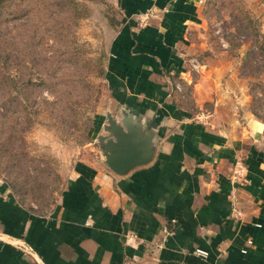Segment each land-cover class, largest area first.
<instances>
[{
    "label": "crops",
    "instance_id": "crops-1",
    "mask_svg": "<svg viewBox=\"0 0 264 264\" xmlns=\"http://www.w3.org/2000/svg\"><path fill=\"white\" fill-rule=\"evenodd\" d=\"M200 5L117 0L108 86L117 110L149 105L146 122L162 111L154 156L117 174L96 144L86 146L46 214L22 204L0 178V264H264L262 124L208 123L171 99ZM233 203L241 218L231 216Z\"/></svg>",
    "mask_w": 264,
    "mask_h": 264
},
{
    "label": "rangeland",
    "instance_id": "rangeland-1",
    "mask_svg": "<svg viewBox=\"0 0 264 264\" xmlns=\"http://www.w3.org/2000/svg\"><path fill=\"white\" fill-rule=\"evenodd\" d=\"M117 0H9L0 11V178L51 212L117 112L107 81ZM171 99L208 123L264 128V0H201Z\"/></svg>",
    "mask_w": 264,
    "mask_h": 264
},
{
    "label": "water",
    "instance_id": "water-1",
    "mask_svg": "<svg viewBox=\"0 0 264 264\" xmlns=\"http://www.w3.org/2000/svg\"><path fill=\"white\" fill-rule=\"evenodd\" d=\"M127 103L118 108L119 115L108 111L96 136L103 162L115 173L126 174L136 166L150 162L154 156L156 139L160 134L163 113L146 122L149 105L139 109Z\"/></svg>",
    "mask_w": 264,
    "mask_h": 264
},
{
    "label": "built area",
    "instance_id": "built-area-1",
    "mask_svg": "<svg viewBox=\"0 0 264 264\" xmlns=\"http://www.w3.org/2000/svg\"><path fill=\"white\" fill-rule=\"evenodd\" d=\"M243 168H240L238 170L235 171V173L233 174L232 176V179H233V183L234 185H237L238 181H240V176H241V173L243 172ZM236 192H237V189L236 187L234 186V189L232 190V196L233 198L235 199L236 197ZM230 213H231V216L233 218H241L242 215H243V210H241L240 208H238L234 203L232 204L231 208H230ZM165 233H167V230H165ZM165 238V236H164ZM164 238L162 239V241H159L157 240V244L158 246H160L163 241H164ZM196 253L204 258H206L208 256V252L204 251V250H201V249H197L196 250Z\"/></svg>",
    "mask_w": 264,
    "mask_h": 264
},
{
    "label": "trees",
    "instance_id": "trees-1",
    "mask_svg": "<svg viewBox=\"0 0 264 264\" xmlns=\"http://www.w3.org/2000/svg\"><path fill=\"white\" fill-rule=\"evenodd\" d=\"M9 0H0V11H2Z\"/></svg>",
    "mask_w": 264,
    "mask_h": 264
}]
</instances>
